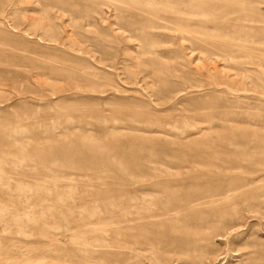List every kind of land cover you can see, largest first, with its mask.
I'll use <instances>...</instances> for the list:
<instances>
[{"label":"rangeland","instance_id":"374dc122","mask_svg":"<svg viewBox=\"0 0 264 264\" xmlns=\"http://www.w3.org/2000/svg\"><path fill=\"white\" fill-rule=\"evenodd\" d=\"M0 257L264 264V0H0Z\"/></svg>","mask_w":264,"mask_h":264},{"label":"bare ground","instance_id":"6f19581e","mask_svg":"<svg viewBox=\"0 0 264 264\" xmlns=\"http://www.w3.org/2000/svg\"><path fill=\"white\" fill-rule=\"evenodd\" d=\"M199 131V129H197V132ZM151 186H153V185H151L150 183H149V185H141V186H138V187H135V188H133L132 190H128L127 192H125L124 193V196L122 197V199H124L126 196L127 197H129L130 195V193L131 192H133L134 194L132 195L133 197H134V204H133V206L134 205H136L137 204V200H140L141 198H143L142 197V195H143V193H144V191H146L147 189H149ZM156 189V188H155ZM157 192V191H156ZM148 194V193H147ZM127 201V200H126ZM128 202V201H127ZM44 204H46V203H44ZM41 206V205H40ZM38 208V207H37ZM33 213V212H32ZM11 215V214H10ZM94 216V215H93ZM162 217V215L161 214H159V218H161ZM115 221L114 220H110V219H105V220H99V219H97L96 220V224L94 225V228L93 229H95V230H103V231H107V230H109V228H111V227H114V226H116L115 225ZM119 226H121L122 228H125L123 225H125L124 223H120L119 222V224H118ZM18 226V225H17ZM89 231V230H88ZM19 256V255H18ZM4 257H2V259H3ZM7 258V257H6ZM26 258V257H25ZM1 259V257H0V260H2ZM37 260V259H36ZM7 261H8V258H7ZM6 261V262H7ZM3 262H5V261H3ZM13 262V261H12ZM11 262V263H12ZM9 264V263H8Z\"/></svg>","mask_w":264,"mask_h":264}]
</instances>
